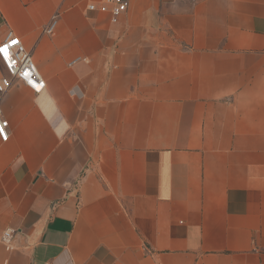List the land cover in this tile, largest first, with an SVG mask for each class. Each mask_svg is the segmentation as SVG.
Masks as SVG:
<instances>
[{"label": "crops", "instance_id": "1", "mask_svg": "<svg viewBox=\"0 0 264 264\" xmlns=\"http://www.w3.org/2000/svg\"><path fill=\"white\" fill-rule=\"evenodd\" d=\"M102 4L0 0V264H264V0Z\"/></svg>", "mask_w": 264, "mask_h": 264}, {"label": "built area", "instance_id": "2", "mask_svg": "<svg viewBox=\"0 0 264 264\" xmlns=\"http://www.w3.org/2000/svg\"><path fill=\"white\" fill-rule=\"evenodd\" d=\"M127 7L128 0H103L101 10L108 9L111 14V21L114 22L116 21L117 16L124 12ZM88 8L95 9V6L89 4ZM54 24L55 17L51 20L46 29L48 33L52 32ZM0 49H6L7 51V57H5L3 52H0V61L9 77L19 80L35 93H39L44 89L45 81L39 74L29 51L26 50L18 37L12 32H9L0 42ZM9 85V79L7 77H2L0 79V94L6 92ZM7 124L8 121L0 116V138L3 141L7 138ZM12 234L13 233L10 230H5L1 235V239L8 242L12 237Z\"/></svg>", "mask_w": 264, "mask_h": 264}, {"label": "snow or ice", "instance_id": "3", "mask_svg": "<svg viewBox=\"0 0 264 264\" xmlns=\"http://www.w3.org/2000/svg\"><path fill=\"white\" fill-rule=\"evenodd\" d=\"M0 52H3L4 55H5V57H7V51H6V49H0Z\"/></svg>", "mask_w": 264, "mask_h": 264}]
</instances>
